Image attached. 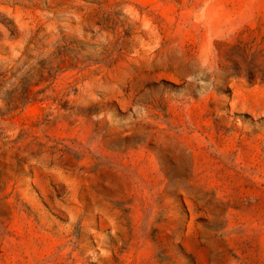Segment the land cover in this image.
<instances>
[{
	"label": "rangeland",
	"instance_id": "1",
	"mask_svg": "<svg viewBox=\"0 0 264 264\" xmlns=\"http://www.w3.org/2000/svg\"><path fill=\"white\" fill-rule=\"evenodd\" d=\"M0 264H264V0H0Z\"/></svg>",
	"mask_w": 264,
	"mask_h": 264
}]
</instances>
